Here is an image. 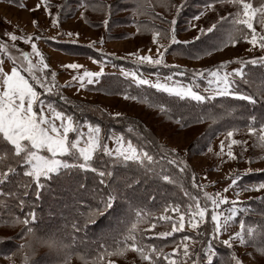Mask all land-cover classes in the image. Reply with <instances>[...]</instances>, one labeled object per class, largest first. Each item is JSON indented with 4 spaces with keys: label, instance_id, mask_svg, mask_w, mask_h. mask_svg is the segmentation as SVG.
<instances>
[{
    "label": "rangeland",
    "instance_id": "374dc122",
    "mask_svg": "<svg viewBox=\"0 0 264 264\" xmlns=\"http://www.w3.org/2000/svg\"><path fill=\"white\" fill-rule=\"evenodd\" d=\"M18 1L19 3H17ZM252 2L254 6H258L261 0H252ZM182 3L183 7L179 13L176 12L175 7H165V4L179 6ZM206 3H212L213 8L205 11ZM138 4L140 6L139 14L136 11ZM38 5L39 7H37ZM45 7V0H17L11 3L0 0V42L13 43L6 33H13L17 36L21 34L33 36V42L37 44L38 50L45 58V62L52 72L56 73L55 81L59 84L58 90L60 92L70 98L92 104L107 112L111 117H115L112 114L120 113V116L131 118L134 122L136 121L144 126V129H142L144 134L140 132L139 124H136V127L129 128L131 129L127 131L129 137L124 139L125 141L131 140L134 145H138L143 149L147 146L158 149L157 152L153 153L158 159L153 165L154 171L161 173L160 178H162V181L164 180L163 176L168 175L171 182L164 180V184L168 186L171 192H176L179 196L173 201L174 203L160 201L157 207L161 214H164L163 209L165 206L171 209L173 205H176L180 207L181 211H185L189 203L192 202L191 198H199L203 206L206 203L205 192L209 194L220 192L222 196H227L229 201L238 200L240 203L237 205L239 209L237 216L232 219L226 230L221 231L220 239L214 240L216 244H222L220 241L228 239L229 236L239 231L241 221L245 222L246 227L260 225L264 222V189L255 187L264 183V151L255 146L257 143L256 135L249 134L247 131L248 118L255 116L257 122L253 127L259 133L261 118H264V101H260L259 97H257L258 102L253 108L250 107V105L253 106L252 104L239 99L240 104H244L243 106L247 109L245 110L247 118L243 116L242 124L240 122L237 125V127L241 126V129L236 128L239 131L234 132L232 139L246 143L232 146L231 150L236 158L231 159L227 156L228 145L231 142L227 137L229 130L213 128V124L209 125L207 118L198 122L199 113L193 112L194 114L191 115L188 110L182 107L188 106L192 111L190 101H183L175 95L152 88L164 96L180 102L179 109H177L180 113L171 111L165 114L160 112L159 109L161 108L158 100L149 101V104H145L137 99H132L126 93L109 96L91 90L90 86L92 84H87L86 80L83 88L79 87V81L64 86L66 84L64 80L70 82L72 76L82 74L84 69L99 71L102 66L104 69L103 75L118 74L132 83H135L134 79L131 76L122 75L121 69L135 71L142 78L153 83L157 79L163 83L165 77L171 75L172 79L167 81L170 85L179 83V85L186 87L193 83L194 70L212 69L222 61L249 60L264 56V50H261L258 46H252L243 39H240L235 46L228 44L216 51H211L209 48L210 55H204L201 51L214 43L229 25L228 23H222L221 28L217 29L214 34H205L200 36L199 39H195L199 35V29L201 27L208 28L220 16H229V14L234 13L236 8L233 5H221L216 0H68L63 4L61 0H48V11L45 10ZM202 11H205V15L199 20H193V17L199 15ZM53 17L57 18L56 25L51 22ZM173 17L176 19L174 26L171 24ZM106 19L109 21L107 25L104 24ZM33 21H36V23L34 24ZM193 24L197 27H192ZM137 25L140 27L139 31H137ZM172 27L175 29L177 41H189V43L170 44L169 38L165 36L159 37L158 42H153L152 30L166 31ZM254 27L257 28L258 33L261 32L259 24L254 22ZM68 33H72V35L69 36ZM36 36L42 38L35 39ZM59 43L65 44L66 47L70 46L78 49L85 46L91 47L92 50H96L97 54L101 53L99 57L102 62L98 64L91 56L86 57L77 54L66 56L60 53L62 56L57 54L59 52L56 54L50 53L51 49L65 53L63 49L60 50L61 48L57 47H60ZM15 44L16 48L10 49L14 55H18V49L31 52L30 43L26 44L24 40L18 39ZM161 45L167 46V49L160 47ZM158 47L160 51L165 52L164 64L162 65L135 64L133 63L134 57L129 56L130 53H136L151 55L155 58ZM92 50L90 52H93ZM95 52L91 54L97 56ZM195 53H200L198 59L194 58ZM31 59L34 63L38 60L35 56H32ZM0 60H3V69L10 72L12 63L3 56H0ZM69 63H78L83 67L80 70L63 67ZM165 65H168V67H165ZM250 65L257 68L255 70L250 69ZM258 65L246 64L243 68L246 74L245 79L250 83H244L240 77L235 78L240 92H255L258 83L252 81L258 76L254 75V71L262 68ZM53 67L61 68L63 71L60 72L59 69L58 72ZM239 68H241L239 63L232 62L221 70V74ZM180 72H184L185 75H179ZM99 78H96V82ZM207 78V74L204 77L197 78L194 90L206 95L204 89L208 87ZM50 79L51 75L49 76ZM144 86L149 87L148 85ZM222 98H229L231 101L238 99L236 97ZM231 105L233 103L229 104L230 108H232ZM39 107L40 105H37L38 109ZM34 111H36L35 108ZM46 114L50 115L47 112ZM190 116H195L196 121L192 119L191 122H185L184 120ZM178 120L183 121V123H177ZM222 120H224L223 117L218 116L216 122ZM83 123L84 121L81 124ZM82 131L86 137L87 127L84 126ZM113 133L121 135L115 131L111 132L110 135ZM75 136L74 133L73 139H75ZM149 140L152 142L150 143ZM222 141L224 142L223 150L221 149ZM106 143L110 149L116 147L112 140H106ZM161 148H163V151ZM169 149H175L176 151L171 153L168 151ZM144 151L146 150L144 149ZM217 153H220V155H217ZM164 156L166 160H164ZM177 157L183 161L182 164L168 163L169 160ZM131 165L138 168L135 164L131 163ZM181 167H184L185 171L181 172ZM234 174H239L241 179L238 181L237 186L229 188L232 179L235 178ZM199 185H204V187L200 188ZM246 186L248 190H244ZM226 188H228V191L225 192L224 189ZM140 189L138 188V190ZM185 192L188 193L187 196ZM169 198L167 197L164 200ZM147 200L150 203L152 202V205L159 199L149 197ZM131 207L127 205V212L130 210L129 214L133 213L134 210ZM208 207L209 211L206 214L207 228L204 226V232H211L213 227L210 202H208ZM231 207V203H227L221 205L218 211L228 215ZM167 215L175 217L178 221L175 212L170 210ZM150 224L145 223L144 227L154 234L160 231H171L170 221L163 222L162 228L157 231H154L156 227L150 228ZM108 227L100 228L98 231L104 234ZM20 228V225L0 221V264H13V261L15 264H20V256L14 255L20 244L26 239L20 234ZM112 228L114 227L112 226ZM201 228L202 226H200ZM185 235L192 236L194 240L199 239L204 244L208 242V239L203 236L196 237L195 232L186 223L184 230L174 232L171 237L162 239L155 246L160 247L165 254H171L173 247L181 244L182 237ZM188 243H190L191 248L201 253L199 259L196 255L191 254L190 258H184L182 248L178 250L173 258L177 259L178 264H192L193 260H197L199 264V261L204 259L201 245ZM260 246H264V240L257 236L254 242H248L245 245L235 242L233 248L229 250L230 253L235 254L241 264H264V255L257 251ZM66 253L72 254V251L69 248L61 251L45 244L34 243L31 261L33 264H61ZM217 256H219L218 253ZM111 259H114L116 264H148V261L141 260L139 255L131 250L123 257H112ZM69 264H84V261L77 258L76 254H72ZM159 264H168V261L160 257Z\"/></svg>",
    "mask_w": 264,
    "mask_h": 264
},
{
    "label": "snow or ice",
    "instance_id": "6c2138e0",
    "mask_svg": "<svg viewBox=\"0 0 264 264\" xmlns=\"http://www.w3.org/2000/svg\"><path fill=\"white\" fill-rule=\"evenodd\" d=\"M216 2L221 5L231 4L236 8V11L229 14V16H220L216 22L212 23L206 29L202 27L199 29V35L195 39H199L200 36L205 34H214L217 29L221 28L222 23H228L229 25L227 29L222 31L221 36L214 43L201 50L203 54L210 55L209 48L211 51H216L228 44L235 46L240 39L247 41L254 47L258 46L261 50H264V0H261L258 6H254L252 0H216ZM47 4L48 0H45L46 11H48ZM139 7L138 4L136 9L137 14H139ZM165 7H175L176 12L179 13L183 7V3L179 6L165 4ZM212 8V3H206L205 11ZM205 11L194 16L193 20H199L205 15ZM51 22L53 25H56L58 22L57 18L53 17ZM254 22L260 25L261 32H257V28L254 27ZM33 23L35 24L36 21H33ZM108 23L109 21L106 19L104 24L107 25ZM175 23L176 19L173 17L171 24L174 26ZM191 26L197 27L195 24ZM139 30L140 27L137 25V31ZM6 35L13 43L0 42V56L6 57L12 63L11 70L8 72L3 69V60H0V196L18 199L19 203L17 207L22 213L26 204V198L29 196L28 189L32 187V183H35L37 198L40 196V189L45 186L48 180H60L66 176L70 177L74 171L83 170L95 172L100 177V183L104 184L105 177H113L115 173L114 171L107 170L98 171L96 167H93L94 156L101 150L103 155L112 159L113 168L121 164L127 166L129 163H132L139 169H142L146 174L154 172V156L144 151L142 147L134 145L131 140L125 141L122 134L116 135L113 133L106 135L99 124H92L88 121H84L81 124L74 115L57 110L56 106L51 102L45 103L41 99V93L37 91L34 85H39L46 93L52 94L54 89L58 88L55 81L56 73L51 72V79L49 80L48 73L45 72V69H49V65L45 62L44 56L38 50L37 44L33 42V36H25L24 34L17 36L13 33H6ZM68 35L71 36L72 33H68ZM161 36L168 37L170 44L189 43V41H177L174 27L166 31L152 30V40L154 43L158 42V38ZM41 38L39 36L35 37V39ZM18 39L24 40L26 44L30 43L31 52L18 49V55H14L10 49L16 48L15 41ZM160 47L167 49V46L164 45ZM164 55L165 52L160 51L159 47L155 58L151 55L129 54L130 57H134L133 63L135 64L148 63L152 65L164 64ZM32 56L38 58L35 63L31 59ZM199 56L200 53L194 54V58L198 59ZM93 62L95 63L96 61ZM232 62L239 63L241 68L221 74V70ZM246 64H259L261 67H264V56L249 60L235 59L233 61H222L212 69L194 70L193 83L186 87L179 85V83L170 85L167 81L172 79L171 75L165 77V82L163 83L159 79L153 83L148 79L142 78L135 71L121 69V74L126 77L131 76L138 85H148L151 88L162 90L170 95H175L181 99H191L200 104L207 100H213L216 97H236L255 105L258 102L257 97H259L260 101H264V78H261L253 93L240 92L238 87H234L237 84L236 77H240L246 84L250 83V81L245 79L246 74L243 71ZM63 67L80 70L83 66L78 63H69ZM165 67H168V65H165ZM103 73L104 69L102 66L99 71L84 69L82 74L72 76L71 81L66 82L64 86H69L71 82L79 81V87L83 88L85 87V80L87 84H93L96 82V78L101 77ZM205 74L208 77V87L204 89L205 93H207L206 95L194 90L197 78L204 77ZM179 75L184 76L185 73L180 72ZM213 85L215 87H212ZM59 98L61 100L65 99L62 95ZM131 98L136 99V97ZM37 104L40 107L34 111V105ZM160 108L162 112H166V109L162 105ZM231 111H228L229 115H231ZM46 112L50 115L46 114ZM112 115L120 117L121 114L115 113ZM203 118L197 117V121L199 122ZM207 118L212 119L214 123L217 119L211 113H209ZM248 119L249 126L247 131L249 134L256 135L257 143L255 146L264 151V118H261L262 122L259 133L253 127L257 122V117L252 116ZM56 121H59V124ZM177 123H183V121L178 120ZM84 126L87 127L86 137L82 131ZM236 131H239V129H233L227 132V137L231 141L228 145L229 151L227 152V156L231 159L236 158L231 150L232 146L246 143L232 139ZM69 133H75V139H70ZM106 139L112 140L116 147L110 149L105 142ZM223 147L224 142L222 141V150ZM161 150L163 151V148ZM168 151L175 153L176 150L169 149ZM217 155H220V153H217ZM168 163L179 165L183 161L177 157L169 160ZM20 167H23V177L27 178L29 182L22 185L18 184L17 192H4L2 186L10 182L13 176L20 175L18 171ZM180 171H185V168L181 167ZM234 175L235 178L232 179L229 188L237 186L238 181L241 179L239 174ZM163 179L170 181L168 175H164ZM193 182L195 183V180ZM80 187L83 188L84 185L81 184ZM198 187L203 188L204 185H199ZM255 187L264 189V183ZM20 188L23 189L22 194L19 191ZM244 190H248L247 186ZM114 191H110L107 197L101 195L98 201V207L95 209L89 208L87 214H82L85 220V228L89 224H94L97 217L104 215L114 208V201L116 200ZM224 191H228V188L224 189ZM185 195L187 196L188 193L185 192ZM204 197L206 203L203 206L199 198H191L192 202L189 203L185 211H181L180 207L176 205H173L171 209L165 206L163 209L164 214L159 215L158 219L170 221L171 231H160L155 235L160 238L171 237L174 232L184 230L185 224L187 223V226L195 232L196 237L203 236L208 239L210 236L207 244L202 243L199 239L194 240L190 235H185L182 237L181 244L173 247L171 254H165L162 249H157L154 245H146L143 243V231L140 226L149 223L152 213L146 212L144 209H134L133 216L125 221V228L114 237L112 246L101 244L100 250L90 260L85 255L79 253L76 254L77 258L83 260L84 264H116V261L111 259L112 257H123L131 250L138 254L141 260L148 261V264H159L160 257L168 261V264H178L177 259L173 257L178 253L180 248L183 249L182 255L184 258H190L191 254L196 255L199 259L201 253L190 247V243L188 242H192L200 244L203 250L204 259L200 260L199 264H205V261H207V264H212L214 257L217 256L212 240H219L221 231L226 230L232 219L237 216L239 210L237 205L240 201H229L228 197L222 196L220 192L213 194L205 192ZM208 202L211 205L210 215L211 221L213 222L210 234L200 232V226L202 224L207 228L206 214L209 211ZM227 203H231L232 207L228 215H225L224 212L218 211V209L221 205ZM101 205L102 208L100 207ZM7 207V201L0 200V208L7 209ZM170 210L177 214L178 221L175 217L167 215ZM37 220L38 217L34 211L23 213V218L20 215L8 213L7 222L13 225H20L23 231V237L26 238L14 254L20 256V264H33L31 256L34 252V243L45 244L61 251L69 248V245H65L53 237L44 239L37 236V230L33 227L34 222ZM155 227L156 225L154 223L150 224V228ZM73 228L79 231L76 223L73 224ZM138 236L140 239H138ZM257 236H260L264 240V224L246 227L245 222L241 221L240 230L229 236L228 239L220 242L228 249H232L235 242H238L240 245H245L248 242H254ZM257 251L264 255V246L258 247ZM71 255V253H66L61 264H69ZM9 259L11 260V258ZM13 264H15L14 261ZM192 264H198V261L193 260ZM226 264H241V261L234 253H231L230 259Z\"/></svg>",
    "mask_w": 264,
    "mask_h": 264
},
{
    "label": "trees",
    "instance_id": "16d2710c",
    "mask_svg": "<svg viewBox=\"0 0 264 264\" xmlns=\"http://www.w3.org/2000/svg\"><path fill=\"white\" fill-rule=\"evenodd\" d=\"M2 1L11 3L16 2L17 0ZM66 1L68 0H61V3L63 4V2ZM17 3H19V1ZM58 45H60V47H57L61 48L60 50L63 49L65 54H77L86 57L91 56V58H94L98 64L102 62L99 57V54L101 53L97 54V52H95L96 50H92L93 48L91 47L85 46L82 49H78L76 47H66L63 43H59ZM62 46L66 48H63ZM90 50L95 52L97 56L91 54L93 52H90ZM109 59L111 58L109 57ZM249 68L255 70L257 67H252L250 65ZM45 72L48 73L49 77L52 70L50 68L45 69ZM254 75L258 76V78H255L252 82L259 83L261 78H264V67L254 71ZM34 86L37 91L41 93V99L46 103H53L57 110H62L66 114L74 115L81 123L83 121H90L99 124L106 135H110L111 132L115 131L119 132L127 139L129 137L127 133L129 128L136 127L135 125L139 124L125 116L111 117L107 112L92 104L66 96L60 92L58 88L56 91H53L52 94H46L39 85ZM57 86L59 87L58 83ZM236 87H238V82ZM90 89L109 96L126 93L128 96L136 97L137 100L145 104H149V101L158 100L159 105H162L166 109V112H162L161 109H159L161 113L168 114L171 111L180 113L177 111L180 102H177L176 99L166 97L150 87L132 83L118 74H106L101 76L97 82L90 86ZM61 95L65 97L64 100L59 98ZM184 100L191 102V107L193 108L192 111L190 107L182 106L184 109L188 110L191 115L199 113V117H204L203 119H206L209 113L215 117H223L224 120L215 123L212 119L207 118L209 120V125L213 124V128H221L223 130L241 129V126L237 127V125L240 122L242 124L243 116H246L245 110L247 109L243 106L244 104H240L239 99H233L231 101L229 98L216 97L215 99L207 100L202 104L197 103L196 101L193 102L191 99H183V101ZM230 103H233V105H231L232 108L229 107ZM37 105H34L35 110H38ZM250 107L253 108L254 105H250ZM229 110H232L231 115L228 114ZM192 119L196 121L195 116H190L184 121L191 122ZM138 127L141 128L140 132L144 134V131L142 130L144 129V126L139 124ZM73 137L74 133H69V138L73 139ZM149 142L151 143L152 141L149 140ZM144 149L150 155L154 156L155 161L158 160L153 154L157 152L158 149H154L153 146H147ZM164 160H166V157ZM93 167H96L98 171H114L115 175L113 177H105V183L101 184L100 177L95 172L83 170L74 171L70 177L66 176L60 180H48L45 183V186L40 189L39 198L36 196L35 183H32V187L28 189L29 196L26 198V204L22 213L17 207L19 203L18 199L0 196V200H6L8 205L7 209L0 208V213H2V215H0V221L7 222L9 212L15 215H20L21 218H23V213L34 211L38 220L34 222L33 227L37 230V235L39 237L44 239L53 237L57 241L69 245V250L72 251V254H83L88 260L100 250L101 244L107 246L113 245L114 237L125 228V221L133 216V213L129 214L130 210L127 212V205L128 207L132 206L131 209H144L147 212H151L152 217L150 218L149 223H154L156 225L154 231L162 228L161 225L165 221L158 219L159 215H162L157 207L158 203L160 201L174 203L173 201L179 196L176 192H171L168 186L164 184V180L162 181V178H160L161 173L154 171L146 174L142 169L132 166L131 163L127 166L121 164L113 168L112 159L103 155L102 150L95 154ZM18 171L20 172V175L13 176L10 182L2 186L4 192H17L18 184L22 185L29 182L27 178L23 177V167H20ZM81 184L84 185L83 188L80 187ZM138 188L141 189L138 190ZM112 190H115L114 194L116 196L114 208L104 215L97 217L94 224H89L85 228V220L82 214H87L89 208H97L100 196L103 195L104 197H107ZM19 191L22 194L23 189L20 188ZM149 197H153L154 199L158 198L159 200L151 205L152 202L150 203L147 200ZM167 197L170 198L164 200ZM100 207L102 208V205ZM74 223L79 227V231L73 228ZM262 224H264V222ZM112 226L114 228H112ZM201 226L202 228L200 229V232L203 233L204 225L202 224ZM106 227L108 228L104 234L98 231L100 228ZM140 227L143 231L144 244L155 246L157 242L164 239L152 233L151 230L144 227V224ZM207 233L210 234L211 232ZM20 234L23 235L22 228H20ZM138 239H140L139 236ZM208 239H210V236ZM212 243L216 252L219 254V256L214 257L212 264H226L230 259V250L223 244H216L214 240H212ZM155 247L160 249L158 246ZM205 264H207V261H205Z\"/></svg>",
    "mask_w": 264,
    "mask_h": 264
},
{
    "label": "crops",
    "instance_id": "0c3cea01",
    "mask_svg": "<svg viewBox=\"0 0 264 264\" xmlns=\"http://www.w3.org/2000/svg\"><path fill=\"white\" fill-rule=\"evenodd\" d=\"M42 5H44V4H42ZM23 6H24V5H23ZM23 6H22V7H23ZM57 52H59V53H57ZM50 53H52V54H53V53H54V54L57 53V54H59V55H62V54H63V55H66V56H70V55L65 54V53H63V52H61V51H58V50H56V49H51V50H50ZM60 53H62V54H60ZM63 55H62V56H63ZM71 57H72V56H71ZM66 61H67V60H66ZM53 68H54V67H53ZM54 69H56L58 72H59V69H60V72L63 71L61 68H54ZM66 82H68V81H65V80H64V83H66ZM56 123L59 124V121H56Z\"/></svg>",
    "mask_w": 264,
    "mask_h": 264
}]
</instances>
